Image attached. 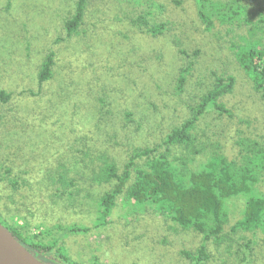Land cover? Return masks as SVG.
<instances>
[{
  "label": "rangeland",
  "instance_id": "374dc122",
  "mask_svg": "<svg viewBox=\"0 0 264 264\" xmlns=\"http://www.w3.org/2000/svg\"><path fill=\"white\" fill-rule=\"evenodd\" d=\"M75 1L0 0V90L12 95L0 106V221L25 223L20 232L29 239L56 225L89 228L59 244L77 264L94 258L98 264H194L183 253L197 255L202 236L152 208L129 211L119 198L109 223L95 228V197L113 184L90 186L86 177L99 154L121 171L135 149L158 145L188 118V107L215 76L234 77L232 92L222 99L230 115L210 111L200 117L195 146L203 150L197 161L210 153L234 158L240 138L264 148V104L231 46L244 31L218 23L205 31L194 0H89L82 24L68 36L64 22ZM263 2L248 3L249 9ZM148 11L151 24L166 23L163 35L131 24ZM50 53L52 77L38 86L39 67ZM189 64L178 94L176 79ZM61 173L79 180V195H59L53 182ZM15 179L17 190L10 185ZM259 189L264 193V185ZM242 206L241 200L228 204L223 241H208L200 264H264V228L230 231Z\"/></svg>",
  "mask_w": 264,
  "mask_h": 264
},
{
  "label": "trees",
  "instance_id": "16d2710c",
  "mask_svg": "<svg viewBox=\"0 0 264 264\" xmlns=\"http://www.w3.org/2000/svg\"><path fill=\"white\" fill-rule=\"evenodd\" d=\"M88 1H75L71 17L64 22L68 36L75 33L82 24ZM247 1L194 0L198 19L205 31L210 32L216 23L228 26L231 31H236L235 28L244 31L235 34L231 42L232 50L240 69L249 77L253 89L264 104V2L249 9L248 3H256V0ZM151 16V11H148L131 24L151 36L163 35L167 30L166 23L151 24ZM179 53L186 55L181 49ZM53 64V55L50 53L39 67L38 86L51 79ZM190 70L191 64L180 69L175 87L178 94L182 91ZM234 82L231 75L215 76L199 101L188 107V118L174 127L158 145L135 149L121 171L103 153L96 156L94 160L98 165L91 168L86 177L90 186L113 185L101 197H95V228L109 223L107 220L119 198L129 211L152 208L181 229L192 230L202 236L203 242L197 255L183 253L194 264L201 263L200 256L208 241H213L216 246L223 241V230L228 223L227 207L232 200H241L243 206L241 218L231 226V232H255L264 228V193L259 189L261 184L264 185L263 146L254 140L240 138L236 142L239 148L237 157L229 159L224 155L210 153L204 162L197 161L203 149L195 146L196 125L206 112L230 115L222 99L232 92ZM11 97L9 92L0 90V106L8 104ZM125 117H130V114L126 113ZM1 119L0 113V122ZM53 183L57 185L56 191L60 196L72 198L82 191L79 180L68 177L66 173L59 174ZM10 185L14 190L19 187L16 179L10 181ZM89 196L93 197L91 194ZM0 223L35 256L39 252L48 256L53 254L67 264L77 263L68 259L60 242L65 236L85 235L89 231V228L80 225H56L41 230L31 240L22 237L20 232L27 228L25 223H15L14 226L5 221ZM38 228L39 226L36 227ZM35 238L40 239L32 244ZM248 246L249 243L245 245L246 248ZM41 259L44 263L55 264L45 255ZM92 264H98L96 258Z\"/></svg>",
  "mask_w": 264,
  "mask_h": 264
},
{
  "label": "water",
  "instance_id": "95a60500",
  "mask_svg": "<svg viewBox=\"0 0 264 264\" xmlns=\"http://www.w3.org/2000/svg\"><path fill=\"white\" fill-rule=\"evenodd\" d=\"M0 264H47L38 259L0 223Z\"/></svg>",
  "mask_w": 264,
  "mask_h": 264
},
{
  "label": "flooded vegetation",
  "instance_id": "af4514ba",
  "mask_svg": "<svg viewBox=\"0 0 264 264\" xmlns=\"http://www.w3.org/2000/svg\"><path fill=\"white\" fill-rule=\"evenodd\" d=\"M27 248V247H26ZM28 249V248H27ZM29 250V249H28ZM41 256H43V255H41V254H39L37 257H38V259H40V260H42L41 259ZM47 262V261H46Z\"/></svg>",
  "mask_w": 264,
  "mask_h": 264
}]
</instances>
